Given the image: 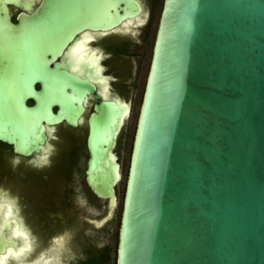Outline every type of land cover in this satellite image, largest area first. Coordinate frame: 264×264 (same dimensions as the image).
<instances>
[{
  "label": "water",
  "instance_id": "1",
  "mask_svg": "<svg viewBox=\"0 0 264 264\" xmlns=\"http://www.w3.org/2000/svg\"><path fill=\"white\" fill-rule=\"evenodd\" d=\"M10 4L29 11L13 20ZM146 15L143 0H0V139L30 154L49 149L57 124L84 125L103 220L118 204L116 145L131 100L96 93L65 47L86 28ZM116 264H264V0H163Z\"/></svg>",
  "mask_w": 264,
  "mask_h": 264
},
{
  "label": "flooded vegetation",
  "instance_id": "2",
  "mask_svg": "<svg viewBox=\"0 0 264 264\" xmlns=\"http://www.w3.org/2000/svg\"><path fill=\"white\" fill-rule=\"evenodd\" d=\"M21 1L32 5L33 8L40 2ZM9 7L13 20H16L20 11H29L23 4H10ZM142 21L135 20L106 31L86 28L78 32L65 47L70 57V66L85 72L96 83V93L107 97L129 98L131 108L130 92L135 84L133 57L136 55L135 47L140 42L136 33ZM62 55L57 59L61 60ZM36 87H39L38 83ZM97 100L94 95H89L90 110ZM28 101L32 102L31 99ZM64 127L72 130L78 126L57 124L50 137L49 149L30 154L16 152L12 143L0 139V193L16 199L25 224L37 237V253L48 247L53 237L60 235V238H65V233L71 234L69 229L58 232L57 228L71 227L75 222L74 217L81 211L78 209L76 198L78 189L73 186L77 174L72 171L77 164L78 145L75 135L63 131ZM86 132L85 130L82 140L86 152L82 175L92 191L85 174L88 156ZM81 219L86 224H94L88 217L82 216ZM62 234L64 235L61 236ZM56 245L57 241L53 251Z\"/></svg>",
  "mask_w": 264,
  "mask_h": 264
},
{
  "label": "rangeland",
  "instance_id": "3",
  "mask_svg": "<svg viewBox=\"0 0 264 264\" xmlns=\"http://www.w3.org/2000/svg\"><path fill=\"white\" fill-rule=\"evenodd\" d=\"M147 8V15L140 23L137 30V37L140 40L138 46L135 47L136 55H134V74L135 84L131 89L132 108L123 125L119 139L116 145V151L119 155L121 163L122 176L117 183L118 204L114 209L112 216L103 220L102 218L108 211L107 199L102 198L93 193L87 186L83 178V169L85 163L86 152L83 147L82 140L84 139L85 126L80 125L75 129L69 130L66 127L63 131L71 132L75 135L77 141V161L73 167V172L77 174L73 181L74 188L78 189L76 196L78 201V216L74 217V224L71 227H59L58 232L66 229L71 230L70 233H65L66 237L61 242L62 249L71 260L68 264H91L88 261L90 253L98 254L107 252L108 259L102 264H116L117 256V241L120 217L122 212L124 191L126 178L128 174L133 137L138 117V112L141 103V91L144 87L154 38L156 34L157 24L163 4V0H143ZM82 216L89 219L101 220L97 225L90 223L86 224L81 219ZM62 234L61 236H63ZM45 244V242L43 243ZM42 244V245H43Z\"/></svg>",
  "mask_w": 264,
  "mask_h": 264
},
{
  "label": "clouds",
  "instance_id": "4",
  "mask_svg": "<svg viewBox=\"0 0 264 264\" xmlns=\"http://www.w3.org/2000/svg\"><path fill=\"white\" fill-rule=\"evenodd\" d=\"M0 264H68L71 259L65 252L53 251L60 235L52 238V243L37 253V237L25 224L15 198L0 193ZM34 253H36L34 255Z\"/></svg>",
  "mask_w": 264,
  "mask_h": 264
},
{
  "label": "trees",
  "instance_id": "5",
  "mask_svg": "<svg viewBox=\"0 0 264 264\" xmlns=\"http://www.w3.org/2000/svg\"><path fill=\"white\" fill-rule=\"evenodd\" d=\"M108 259L107 252L103 251L98 254L90 253L88 261L91 264H102Z\"/></svg>",
  "mask_w": 264,
  "mask_h": 264
},
{
  "label": "bare ground",
  "instance_id": "6",
  "mask_svg": "<svg viewBox=\"0 0 264 264\" xmlns=\"http://www.w3.org/2000/svg\"><path fill=\"white\" fill-rule=\"evenodd\" d=\"M134 20H132V21H130V22H133ZM126 24H129V22H127ZM2 212H3V209H1V211H0V218H2ZM2 220V219H1ZM64 239V237H61V238H59L58 240H57V245H56V248H55V252H57V253H59L60 252V250L62 249V247H61V242H62V240Z\"/></svg>",
  "mask_w": 264,
  "mask_h": 264
}]
</instances>
